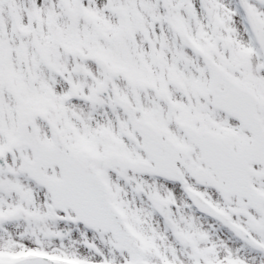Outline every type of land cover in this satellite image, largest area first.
<instances>
[{"label":"snow or ice","instance_id":"1","mask_svg":"<svg viewBox=\"0 0 264 264\" xmlns=\"http://www.w3.org/2000/svg\"><path fill=\"white\" fill-rule=\"evenodd\" d=\"M0 264H264V0H0Z\"/></svg>","mask_w":264,"mask_h":264}]
</instances>
